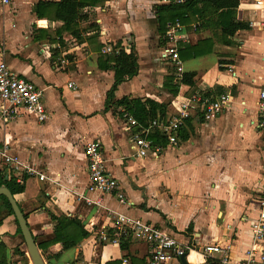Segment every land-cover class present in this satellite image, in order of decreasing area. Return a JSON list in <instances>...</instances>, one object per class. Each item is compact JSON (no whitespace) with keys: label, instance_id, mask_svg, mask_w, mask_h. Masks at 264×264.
<instances>
[{"label":"crops","instance_id":"1","mask_svg":"<svg viewBox=\"0 0 264 264\" xmlns=\"http://www.w3.org/2000/svg\"><path fill=\"white\" fill-rule=\"evenodd\" d=\"M38 1L0 4V61L37 87L47 118L40 123L22 110L11 117L0 115V144L44 179L22 172L20 166L5 176L1 163L0 175L23 185V191L12 197L43 261L147 264L148 245L132 235L118 243L99 241L102 231L111 230V210L148 221L190 245L194 251L186 254L187 264H222L221 253H202L203 246L212 244L229 246L227 264H245L246 251L259 247L250 223L264 181V146L256 127L258 89L264 81V0L260 5L238 0L231 15L247 28L237 30L230 45L211 34L212 17L169 26L161 37L154 10L172 3L169 0H106L85 9L87 19L78 23V37L61 32L60 44L51 40L62 23L38 19L33 12ZM206 38L213 42L212 51L179 58L177 76L170 56L165 57L167 48L174 47L178 54L177 41L195 46ZM105 46L133 49L138 65L137 74L117 83L109 100L114 72L112 62L105 60L118 52H104ZM98 60L108 68H100ZM185 73H194L191 86L181 81ZM191 94L211 99L227 94L229 101L210 120L204 119L199 106L189 110L175 146L152 130L148 138L153 148L147 156L136 157L128 141L131 131L122 119V112L128 111L118 102L123 98L164 102L168 119L180 114V102ZM95 141L124 195L123 204L112 194L87 189L84 148ZM4 198L0 196V264H32ZM60 215L78 220L87 237L66 250L60 243L39 249L38 244L54 238L52 216ZM164 264L181 263L170 258Z\"/></svg>","mask_w":264,"mask_h":264},{"label":"built area","instance_id":"2","mask_svg":"<svg viewBox=\"0 0 264 264\" xmlns=\"http://www.w3.org/2000/svg\"><path fill=\"white\" fill-rule=\"evenodd\" d=\"M184 0H169L172 3H182ZM10 0H0V4L5 6ZM256 5H260V0H255ZM264 25V22H263ZM104 52H118L110 46H105ZM170 56L173 66L176 68L177 76L181 75L179 58L174 47L167 48L165 57ZM229 101L227 94L211 99L208 96L191 94L184 97L179 106L181 112L173 118L156 117L147 122L145 125L139 123L131 114L126 111L122 112V119L126 130H130L129 143L134 148L135 156L143 158L148 155L153 148L151 140L148 138L152 130L157 131L164 136L169 145H176L178 142V130L183 120L188 116L189 110L199 106L202 110L205 120L215 118L222 112ZM0 115L3 117H11L19 110L26 113L34 114L38 122H44L47 114L41 102L40 92L37 87L30 81L23 80L9 70L4 61H0ZM258 118L256 127L262 134V145L264 146V81L258 89L257 100ZM159 148L155 147L154 152H158ZM84 155L87 161V189L102 194H112L116 200L123 204L126 202L121 192L118 182L107 171L102 157L99 142H90L85 145ZM0 163L5 167V176H9L12 169L20 170L27 174H34L40 181L44 179V175L33 166L22 164L17 157L10 154L8 147L0 144ZM86 202H91L85 199ZM97 203V202H94ZM112 216V225L110 231H102L99 235V241L102 243H118L120 238L126 235H132L137 240L148 245L149 258L147 264H164L170 258H179L184 254H188L194 249L190 245H184L178 242L164 229L142 220L137 217H130L120 213H114L108 210ZM252 239L258 242V250L251 247L246 251L245 264H264V181L258 197V207L256 216L251 220ZM229 246H219L217 244L203 246L202 253L209 255L212 252H218L223 255L222 264H227V250ZM257 253V259L254 258ZM122 263H126L125 260Z\"/></svg>","mask_w":264,"mask_h":264},{"label":"trees","instance_id":"3","mask_svg":"<svg viewBox=\"0 0 264 264\" xmlns=\"http://www.w3.org/2000/svg\"><path fill=\"white\" fill-rule=\"evenodd\" d=\"M106 0H40L34 7L33 12L38 19L45 18L49 21H59L62 26L59 31L54 33L51 41H58L62 44L61 32H67L73 37H78V23L86 20L85 9L102 5ZM238 7V0H184L182 3H169L155 6V16L157 19V31L161 37L165 34L169 26L181 25L188 26L206 17L215 18L219 28L220 36L224 45H230V37L239 29L247 28L246 23L235 20L231 15L232 10ZM40 32H46L41 30ZM40 33V34H42ZM56 36V38H55ZM178 58L199 57L212 51L213 42L209 38L198 41L195 46L177 41ZM112 62L110 66L114 72V86L109 90L107 99L112 97L113 90L117 83L131 78L137 74L138 65L136 54L133 49L128 52L120 49L117 54H112L105 62ZM100 68H108L98 60ZM194 73H185L182 76V83L191 86L193 84ZM170 79V78H169ZM167 87L171 92L175 91V86L167 81ZM118 104H122L125 110L141 124L153 120L156 117L164 118L166 104L158 103L151 99L127 100L121 99ZM4 185L11 194L23 191V185H19L13 178L4 180L0 175V186ZM5 205L13 214L11 206L4 198ZM25 218V217H24ZM56 221L54 238L51 241L38 244L39 249H44L51 243H60L62 249L66 250L76 246L88 233L83 229L80 222L74 218L64 215L52 216ZM20 232L19 226L17 227ZM1 247V246H0Z\"/></svg>","mask_w":264,"mask_h":264},{"label":"water","instance_id":"4","mask_svg":"<svg viewBox=\"0 0 264 264\" xmlns=\"http://www.w3.org/2000/svg\"><path fill=\"white\" fill-rule=\"evenodd\" d=\"M0 196H4L11 206V209L13 211V214H14L16 221H17V224L19 226L20 232H21L22 237L24 239V243L26 245L27 252H28L29 258L31 260V263L32 264H45L43 259L40 256L39 252H38L36 245L34 244L33 238L31 236L29 229H28L24 215L22 214L20 208L18 207L17 203L13 199L12 194L10 193V191L5 186L0 187ZM185 256H186V254L179 257L181 264H187V262L185 260Z\"/></svg>","mask_w":264,"mask_h":264},{"label":"rangeland","instance_id":"5","mask_svg":"<svg viewBox=\"0 0 264 264\" xmlns=\"http://www.w3.org/2000/svg\"><path fill=\"white\" fill-rule=\"evenodd\" d=\"M212 19V20H211ZM210 20V23H209V28L211 29V30H213V31H211V34L212 35H215V36H217V38H219V36H220V33L218 32V26H217V24H216V22L213 20V18H210L209 19ZM209 20H207L208 22H209ZM206 21V22H207ZM25 250L27 251V248H26V245H25ZM28 257H29V255H28ZM31 262V261H30ZM45 263V262H44ZM46 264V263H45Z\"/></svg>","mask_w":264,"mask_h":264}]
</instances>
